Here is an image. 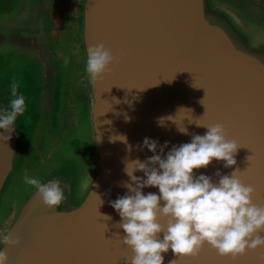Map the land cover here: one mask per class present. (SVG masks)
<instances>
[{
	"label": "water",
	"instance_id": "95a60500",
	"mask_svg": "<svg viewBox=\"0 0 264 264\" xmlns=\"http://www.w3.org/2000/svg\"><path fill=\"white\" fill-rule=\"evenodd\" d=\"M26 3L0 0V107H8L14 79L25 97L11 138L0 142V234L18 240L5 247L9 264L16 259L17 264H109L116 239L124 235L109 201L127 192L126 165L152 155L141 148L144 137L179 145L193 133L203 135L206 129L196 123L223 124L227 138L241 146L232 167L212 161L194 172L216 180L217 170L238 174L249 168L256 185L253 202L264 205V21L246 18L264 11V0H80L66 48L50 41L38 18L18 16V28L6 32L2 23ZM17 36L26 42L19 48ZM96 43L117 60L97 81L88 80V92H77L82 98L74 111L85 123L78 136L85 158L80 168L61 159L37 178L58 179L65 199L49 209L31 186L6 210L4 194L14 178L25 175L22 165L33 153L40 124L57 113L54 92L59 98V84L85 72L87 47ZM134 175L143 177L139 171ZM130 255L129 250L116 264H127ZM162 255V264H180L171 250ZM185 264H264V248L222 257L208 247Z\"/></svg>",
	"mask_w": 264,
	"mask_h": 264
},
{
	"label": "clouds",
	"instance_id": "9594fccd",
	"mask_svg": "<svg viewBox=\"0 0 264 264\" xmlns=\"http://www.w3.org/2000/svg\"><path fill=\"white\" fill-rule=\"evenodd\" d=\"M116 60L104 44L89 45L85 62L88 79L97 81ZM67 62L65 58L64 63ZM18 83L14 79L10 84L8 107H0V142L11 138L17 116L25 112V97L17 92ZM196 125L206 129L203 135L193 133L188 142L171 147L167 141L158 144L144 137L141 148H147L152 155L144 161H132V167L128 163L124 169L130 180L123 185L127 192L109 204L120 217L118 227L124 233L120 239L131 252L127 264H162V254L169 250L175 257H195L205 245L222 257L264 248V205L253 202V186L243 183L237 170L230 174L217 170L216 180L194 172L207 168L212 161L232 167L241 145L227 138L221 123ZM179 130L186 132L184 128ZM135 171L142 172L143 177L134 175ZM22 179L33 186L35 195L49 209L65 199L56 178L41 183L25 174ZM147 187L158 191L143 193ZM17 243L8 232L0 234V264H9L5 247ZM169 264H174V260Z\"/></svg>",
	"mask_w": 264,
	"mask_h": 264
},
{
	"label": "flooded vegetation",
	"instance_id": "af4514ba",
	"mask_svg": "<svg viewBox=\"0 0 264 264\" xmlns=\"http://www.w3.org/2000/svg\"><path fill=\"white\" fill-rule=\"evenodd\" d=\"M79 3L80 0H27L25 7L19 10L15 16L7 18L2 25H7L9 29L16 26L18 28L21 22L19 17L23 19L26 17L38 18L41 26L40 28L49 36L50 41L56 46L60 45V47L66 48L67 44L69 45L70 37L67 31L70 24L76 20L77 13L80 11ZM18 37H20L18 40L22 43V41H24L23 37ZM79 73L74 74L77 79L73 80V86L78 93H82L83 91L88 92L90 87L88 75L85 72L81 73L83 76L81 74L79 75ZM83 81L84 84L82 83ZM43 122L46 123V126L44 130L41 131V139L36 140L37 143L32 147L33 153L30 154L29 158H26L30 161L31 170H36V172H31L34 178L36 176L41 177L45 171L50 169L51 166H54V164L61 159L63 161H69L73 151L80 154L81 161H83L86 155L84 145L80 140H77V142L73 144H69L70 146L68 144L65 145L62 151L58 150L57 147L60 142H65L60 139L61 136L60 133L57 132L56 124L50 122L47 117L43 119ZM46 134H49V136L44 138ZM47 139H49L50 142H47ZM68 148H70V152H64ZM44 169L46 170L41 174Z\"/></svg>",
	"mask_w": 264,
	"mask_h": 264
},
{
	"label": "rangeland",
	"instance_id": "374dc122",
	"mask_svg": "<svg viewBox=\"0 0 264 264\" xmlns=\"http://www.w3.org/2000/svg\"><path fill=\"white\" fill-rule=\"evenodd\" d=\"M242 7L244 8V5H242ZM245 7L249 8L247 3H245ZM246 18L249 21L254 22V23L260 22L259 20L264 21L263 8H259L255 15H249L248 14L246 16ZM14 28H17V26ZM14 28L9 29V27H6V32L7 33L11 32ZM19 38L20 37H18V36L14 37V40L17 41L16 45L18 44L15 48H19L23 44L26 43L25 41H22V43H20V41L18 40ZM74 74H72L70 76V80H66L65 82H61L59 84V88H60V91H58L59 98L57 97V95L54 92L55 100L58 99V110H57V113H56L54 119L52 120V122H54L56 124L57 132H59L60 136H61L60 139L65 142V143L60 142V144L58 145L57 149L60 151H62L64 149L65 145L73 144L74 141L77 142V140L79 141L78 136H80V134L82 135L81 128H85V123H84L83 119H81V117L79 115H76V113L74 111L77 102L82 98V96L77 93V91L75 90V87L72 84L73 80L77 79L74 76ZM40 125H41V129L39 130V132H36V138L38 137L37 140L41 139V131L44 130L46 123L42 122V124H40ZM48 136H49V134H46V135H44V138H47ZM47 142H50V140L47 139ZM64 152L69 153L70 148H68ZM87 157L88 158L90 157V150H87ZM26 160L24 161V163L22 165V169H21L23 175L29 174L28 171L31 169L30 168V161H28L29 159L27 161ZM69 162H70V164L72 163L73 166L80 168L81 164H82L80 154L73 151L71 153ZM52 167L53 166H51L50 168H52ZM84 167H86V166H84ZM46 169H44L41 172V174ZM21 171H19V173ZM46 174H47V172L45 171L41 176H44ZM38 177L36 176L35 178H38ZM30 189H31V185L25 184L23 182L22 177L14 178L13 182L11 183V185L9 186L8 190L6 191V193L4 194V197H3L4 201L7 202L6 210L11 211L12 209H14L13 203L15 202V200H17V198H19V199L22 198L27 192L30 191Z\"/></svg>",
	"mask_w": 264,
	"mask_h": 264
},
{
	"label": "snow or ice",
	"instance_id": "6c2138e0",
	"mask_svg": "<svg viewBox=\"0 0 264 264\" xmlns=\"http://www.w3.org/2000/svg\"><path fill=\"white\" fill-rule=\"evenodd\" d=\"M238 145H241V143L237 140H235ZM240 180L245 184H250L253 186L254 189H256V185L254 182L250 179V169L246 168L243 172H240L236 174ZM261 191H264V175L261 177V185H260ZM208 250V246L205 245L201 249V253L206 252ZM129 250L124 247L122 241L120 238L116 239L115 245L112 249L113 259L109 261V264H116V261L120 258H127ZM190 259V257H181L180 258V264H185V261ZM10 264H17V259L10 261ZM69 264H72V262H69Z\"/></svg>",
	"mask_w": 264,
	"mask_h": 264
},
{
	"label": "bare ground",
	"instance_id": "6f19581e",
	"mask_svg": "<svg viewBox=\"0 0 264 264\" xmlns=\"http://www.w3.org/2000/svg\"><path fill=\"white\" fill-rule=\"evenodd\" d=\"M30 18H32V17H30ZM95 154H96V156H97V155H98V152L96 151Z\"/></svg>",
	"mask_w": 264,
	"mask_h": 264
}]
</instances>
